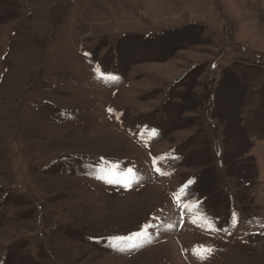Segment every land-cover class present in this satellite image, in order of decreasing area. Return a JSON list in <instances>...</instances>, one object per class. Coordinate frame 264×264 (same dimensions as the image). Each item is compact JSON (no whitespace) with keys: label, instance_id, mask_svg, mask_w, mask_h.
<instances>
[{"label":"rangeland","instance_id":"374dc122","mask_svg":"<svg viewBox=\"0 0 264 264\" xmlns=\"http://www.w3.org/2000/svg\"><path fill=\"white\" fill-rule=\"evenodd\" d=\"M0 264H264V0H0Z\"/></svg>","mask_w":264,"mask_h":264},{"label":"snow or ice","instance_id":"6c2138e0","mask_svg":"<svg viewBox=\"0 0 264 264\" xmlns=\"http://www.w3.org/2000/svg\"><path fill=\"white\" fill-rule=\"evenodd\" d=\"M108 164L109 162L107 160L103 161V165L99 168L100 175H98L97 178L104 180V182L108 184H117L120 185L121 187H129L130 184L134 182L133 169L129 168L127 169L126 172L121 174L116 171L115 165L109 168ZM232 223L233 226H235L237 223V216L235 213H233ZM141 236H147V232L141 231V232L133 233L132 236L129 237V239L139 238ZM212 251L213 250L210 246L200 245L198 246L197 250H194V254H197L198 258L200 259H207L208 256L212 253Z\"/></svg>","mask_w":264,"mask_h":264}]
</instances>
